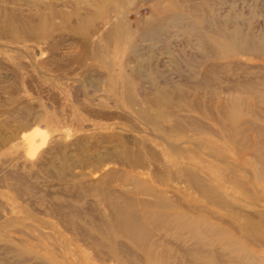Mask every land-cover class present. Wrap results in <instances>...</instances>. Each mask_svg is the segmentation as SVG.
<instances>
[{"label": "rangeland", "instance_id": "obj_1", "mask_svg": "<svg viewBox=\"0 0 264 264\" xmlns=\"http://www.w3.org/2000/svg\"><path fill=\"white\" fill-rule=\"evenodd\" d=\"M98 1L0 0V22L13 28L40 16L45 25L60 26L71 22L66 13H85ZM8 14L20 23L7 21ZM106 16L108 23L96 24L104 33L90 38L94 48L81 59L78 38L68 30L45 39L40 56L0 45V264H85L91 250L81 252L71 239L81 231L97 237L89 228L109 220V201L134 190L150 200L151 191L168 199L173 193L182 205L206 209L215 218L204 226L206 236L224 231L223 221L239 228L191 189L186 195L172 162L188 157L183 150L199 139L224 154L264 156V0H111ZM231 96L248 102L237 135L218 106ZM35 130L36 139L44 137L36 152L24 143ZM136 158L144 170L131 168ZM255 181L264 187V175ZM249 235L263 237L264 226ZM115 240L133 248L123 237ZM22 247L32 252L21 257ZM172 250L182 264L177 247Z\"/></svg>", "mask_w": 264, "mask_h": 264}, {"label": "bare ground", "instance_id": "obj_2", "mask_svg": "<svg viewBox=\"0 0 264 264\" xmlns=\"http://www.w3.org/2000/svg\"><path fill=\"white\" fill-rule=\"evenodd\" d=\"M110 3L111 0H100L97 2L96 6H94L95 8L90 11H86L85 13H82L79 10H73L72 13H66L63 17L64 20L68 21L71 19V22L67 24L63 23L60 26H51L47 22L46 23L48 25H45L43 22L44 20L41 21L39 18L40 16L37 18L27 16L22 25L15 26L13 28L10 26L11 24L0 22V45L9 47L12 50L29 48L31 53H37V55L39 54L38 56H40L39 50L42 49L40 44L44 43L45 39L53 36V32L56 30H68L78 38L75 44L79 46L80 54H77L78 57L76 56V58L81 59L82 54L85 55L91 52L94 48L89 49L90 41H92L90 38L92 36L94 37V35L101 36L104 33L105 26L103 27L102 25L96 24L99 22L104 24L108 23V21L106 22V14L107 7ZM154 12L159 13L161 11L159 9H155ZM51 13H53L52 10ZM57 14H55V16ZM6 18L7 21L10 22L14 20L19 22V20L12 14H8ZM147 21L144 26L149 27L152 20L149 22L148 19ZM96 38L99 39V37ZM54 42H57L56 39ZM91 43L93 44L94 42ZM44 46L46 45L44 44ZM100 49L101 48H98L97 50ZM232 60L235 59L233 58ZM42 62L45 63L46 60ZM232 63H234V61ZM232 88L233 87L229 89L232 90ZM227 89H225V91ZM246 103L248 102H244L239 96H231L229 101L223 106H221V104H217L222 108V115L224 119L233 127L234 135L241 133L239 127L243 117V107L246 106ZM194 123L195 122H191V125L193 126ZM172 125L175 126L174 124ZM197 125L199 126V130L201 132H211L203 125ZM225 129L227 128L224 127V130ZM37 131L38 130L33 131V133H30L31 135L28 134V136L26 135L24 138L25 146L30 151H35L33 149L37 145H40L39 143L43 142L44 144V137L40 136L36 139V133H38ZM261 133L264 135V130H262ZM191 143L194 147L183 150L189 156L179 160L176 159L172 162V165L176 167V170L179 173L178 183L184 184L182 188H184V193H186V195L189 196L186 189H191L199 197L211 203L217 207L218 210L223 212V214L217 212L218 215L230 216L233 218L234 222H239L238 230L234 228L235 226L233 227V225L223 221V223L227 226L225 230L229 233L225 230H221L219 233L217 232V235L214 234L216 235L215 237L206 236L207 234H204V226L206 223H212L211 220L214 218L206 209H201L192 205H182L179 203L177 197L173 196V193L170 194L173 197L170 199L161 195L160 192L157 193L156 191L150 192L154 197L152 200L147 198H138L136 197V194H138L140 190L137 186L139 191L136 192L134 190V193L131 192V194L133 193V196L128 197L123 193V195L119 194V192V195L117 196L119 202H116V200L109 201V220L104 224H92V228H89L92 232L98 234L97 237H93L91 233L81 231L79 232L78 238L73 237V239H71L72 241L78 243L75 246L80 249L81 252L91 250V254L86 252L87 256L84 257L85 264H177L179 260L177 257H173V254L171 255L174 247H177V252L180 256V262L182 264H264V236L252 239L249 235L251 228L255 227L259 229L264 226V187L258 188L257 184L259 182L261 183V181L259 180L257 184L255 181L257 178L264 175V156L259 155L256 157V155L255 157L248 159L241 155L243 153H238L239 151L224 154L215 147L212 141L205 139H199L198 143ZM38 147L37 149H39ZM203 148L206 152L202 155L195 150H201ZM244 152L245 155L249 154L246 153V151ZM190 154L192 155L190 156ZM204 155L216 162L206 159ZM149 161L147 163V167L149 166L147 168L148 170L153 165L150 159ZM204 162L207 164L204 165ZM220 163L224 164V166L220 165ZM130 166L136 171L138 168H142L144 170L146 164L144 160L136 158L133 162L131 161ZM153 167L155 166L153 165ZM221 170L224 172L221 173ZM152 171L154 173L155 170L153 169L150 172ZM65 174L61 173L60 177L63 179ZM129 180L130 178L128 181ZM132 180L134 181V179ZM136 181L137 182L135 183H138V180ZM174 187H176V185ZM134 189H136V187ZM163 194L165 195V193ZM208 228L207 230H209ZM119 236L125 238L133 248L131 249L125 246V244L123 245L122 242V244L117 242L115 239ZM169 236L178 241L180 246H177V244L173 247L170 242L166 241L165 238ZM132 250L140 252L142 257H136V255L132 254ZM28 252H32L30 247H22L18 249V255L21 257L26 256ZM74 257H71L72 260ZM60 264L64 263L61 262Z\"/></svg>", "mask_w": 264, "mask_h": 264}]
</instances>
